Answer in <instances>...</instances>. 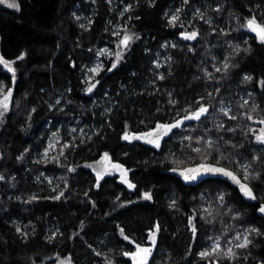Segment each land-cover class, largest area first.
Masks as SVG:
<instances>
[{"label": "trees", "instance_id": "obj_1", "mask_svg": "<svg viewBox=\"0 0 264 264\" xmlns=\"http://www.w3.org/2000/svg\"><path fill=\"white\" fill-rule=\"evenodd\" d=\"M16 3L19 10L0 3V52L16 69L13 80L0 64V87L12 92L0 127V264H53V257L133 264L122 253L136 244L152 248L149 264H215L217 256L200 253L212 233L230 228L249 231L251 241L219 264H264V219L257 214L264 203V144L256 140L264 125V44L246 27L252 17L264 24V0ZM119 23L134 42L115 68L107 63L88 96L85 78L96 49L119 41ZM191 32L196 41L180 38ZM157 57L166 58L160 68ZM224 102L234 118L222 111ZM200 107L206 115L174 128L160 148L123 141L125 134L183 121ZM52 131L63 138L56 158L33 160ZM105 153L134 170V189L117 175L98 181L87 164ZM238 160L251 166L247 180ZM201 163L235 171L258 203L245 202L221 180L187 187L170 174ZM44 175L57 178L59 189L51 190ZM145 193L152 199L141 200ZM204 199L222 204L203 214Z\"/></svg>", "mask_w": 264, "mask_h": 264}, {"label": "snow or ice", "instance_id": "obj_2", "mask_svg": "<svg viewBox=\"0 0 264 264\" xmlns=\"http://www.w3.org/2000/svg\"><path fill=\"white\" fill-rule=\"evenodd\" d=\"M5 2H6V0H0V3H5ZM8 7L19 10L20 5L18 3H16L15 0H13V2L8 3ZM172 19L175 20V19H177V17L173 16ZM246 27L250 31H252L256 34V37L259 39L261 44H264V24L258 23L256 18L252 17L251 19H249L247 21ZM196 35H197L196 33H192L190 35H186L185 38L186 39H195ZM130 39H131V37L125 35L124 38L120 41V44L123 45L125 48H127ZM173 46H175V45H173ZM116 57H117L116 63H118L120 61V59H122V53L117 52ZM20 58H22V57H20ZM14 63H15L14 61H8L3 56H0V64H2L9 72L12 73L13 80H15V72H16V69L12 66ZM116 63L113 64V66H112L113 68L116 67ZM225 67L227 68V65ZM92 71H96V69H92ZM218 71H219V69H218ZM246 79L250 80L251 77H246ZM95 86H96L95 84H92L87 90L89 92H91ZM0 96H2V99H0V116H2L3 113L8 110L9 103H10L11 96H12L11 89H9L7 92H4L3 87H0ZM207 112H208L207 108L200 107L196 112L192 113L191 115H186L184 117V119L185 120H188V119L200 120L201 116ZM248 118L252 119L251 116H249ZM182 123H183L182 120H177V121H175V123H171V124L158 123L153 131H150L148 133H144L140 136L133 135L131 137L128 134H125L123 138L125 140L144 139V140H146L147 143L154 145V147L160 148V146H161L160 142L163 139V137H165L169 133H171L174 128H179ZM260 123L264 124V120H261ZM185 139H188L189 141H191L192 137L188 136V137H185ZM256 140L259 143L264 144V128H262L260 130L259 135L256 136ZM211 143H212L211 141L208 142L209 147H211ZM194 151L199 152L200 149L196 148V149H194ZM104 158L106 160L108 159L107 153H105ZM111 167L116 169L117 171H119L121 173V179L125 183L128 184L129 188L135 187L134 184L130 183L127 180V171L128 170L125 169L123 167V165L113 164V165H111ZM242 167L245 171V180H247L249 178V176H251V173L248 171L250 165H242ZM70 171H74V169H70ZM172 171H174V172L179 171V174L183 177V179L185 181H194L198 178V176H200L204 173H219V174H222L224 176L229 177L233 181V183L239 185V189L243 193L244 196H246L250 199H253V200L256 199V196L253 194L252 188L249 187L248 184L242 183L233 172L228 171L224 168L213 167V166L202 164L196 168H186V169H182V170L173 168ZM258 176H259V174H257V178H258ZM102 178H103V174L97 173V179L99 180ZM0 179H3V177L0 176ZM97 187H99V184H97ZM60 195H63V193H61ZM144 197L146 199H149V200L152 198L151 194H149V193H145ZM55 199H59V197H55ZM218 199L221 202H223L224 201V195L219 194ZM258 210L260 213H264V205H260ZM156 228L158 231L159 225H157ZM193 232H195L194 228H193ZM123 233H124V230L121 229V235H123ZM124 238L126 240L128 239L127 236H125ZM151 239H152V244L155 245V243H156L155 236L153 235L151 237ZM133 243H135V242H133ZM248 243H249V241L247 240V238H245L244 244L239 245V247H246ZM135 247H136L135 251L124 252L122 254L124 256L131 257L133 264H148V259L152 255V248L151 247H142L139 244H136ZM216 248L218 249L219 245H217ZM215 251H216V249H213V252H215ZM200 255L202 257H208V256L212 255V253L201 252ZM227 255L231 257V256H234L235 254L232 252L231 249H228Z\"/></svg>", "mask_w": 264, "mask_h": 264}, {"label": "rangeland", "instance_id": "obj_3", "mask_svg": "<svg viewBox=\"0 0 264 264\" xmlns=\"http://www.w3.org/2000/svg\"><path fill=\"white\" fill-rule=\"evenodd\" d=\"M11 2H13V0H6V2L4 4H6L8 6V3H11ZM15 2H16V0H15ZM121 15H123V13ZM125 29H126V26L121 25V23L116 25L115 26L116 33L114 36L116 38L119 37L120 38L119 41L113 42V44H115L114 46L109 45V46H106L104 48L96 49L95 61L90 65V67L88 68L87 74H86V78H85L86 86L84 88V91H88L87 89L93 84V82L95 80H97L98 76L103 71H105L107 69V65H108L107 63H109V62L110 63H112V62L116 63V60H117L116 53L117 52H121L122 57H123V55L125 54V50L127 51L131 47V45L133 44V42H134L133 36L130 35V33H128V32H124ZM125 35L131 37L127 49H123L122 45L120 44V41L124 38ZM0 56H2L1 52H0ZM165 60H166V58L161 59V57H157V59L154 63V66L157 68H160L161 65H164L163 63L165 62ZM14 64L12 65L13 67H14ZM92 69H96V71H92ZM110 70L112 71V69H110ZM5 92H7V91H5ZM0 99H2V96H0ZM10 108H11V100L9 103L8 110L6 112H4L2 116H0V127L4 123L5 117L8 114ZM230 110H231L230 105L227 102H224L222 105V111L229 114V116L231 118H233L234 116L231 115ZM191 114L192 113H190L188 115H191ZM205 115H206V113L204 115H202V117H204ZM190 120H193V119H188V120L184 119L183 122L186 123ZM218 121H220V120H218ZM262 128H264V125L262 126ZM262 128H260V130ZM72 129L76 130L77 127L76 126L72 127ZM260 130L258 132H256L257 135H259ZM62 139L63 138L61 137V135L58 131H52L49 134L48 138L46 139V142L43 145V147L38 152L35 153L33 160L38 161V160H44L47 158H51L54 160L56 158L57 152L59 151L58 148L62 144ZM104 157L105 156H103L97 162L87 164V167L91 168L93 170V172L96 174V176H97V173L103 174V178L98 180L100 182L108 176L116 175V173L118 172L116 169L111 167V165H113V162H111L109 159L106 160ZM237 165H239V168L244 171L242 165H248V164L245 163L244 161L238 160ZM250 167H249L248 171L251 173ZM44 177L48 180L50 187L52 188L51 190H58L59 189V184L57 183V180H58L57 178L52 177V176H46V175H44ZM141 200H149V199H146L143 196V198ZM219 204H222V203H220L219 201L216 202L212 199L209 201L205 200L204 205L201 209V213H203V214L208 213L210 215L214 214L216 212V209H217ZM192 230H193V226H192ZM235 230H236V228H230L229 231H224V233L219 232V231L214 232L209 237L210 243H209V249L207 250V252L212 253V255H210L208 257L217 256L219 258V260H217L215 264H219L220 259H223L225 256L229 257L231 260L235 259L236 255H238V253H239V249L242 248V247H239V245L244 244L245 238H247V240L250 243L251 239H250L249 231H245V232L240 231L241 228H239L238 231H235ZM217 245H219L218 249L216 248ZM213 249H216V251L213 252ZM228 249H231L235 255L231 256V257L228 256L227 255ZM52 260H54L53 264H70L69 261L67 259H64V258L53 257Z\"/></svg>", "mask_w": 264, "mask_h": 264}, {"label": "water", "instance_id": "obj_4", "mask_svg": "<svg viewBox=\"0 0 264 264\" xmlns=\"http://www.w3.org/2000/svg\"><path fill=\"white\" fill-rule=\"evenodd\" d=\"M248 30H249V29H248ZM249 32H250L251 35H253L255 38H257V37H256V34H255L254 32H252V31H250V30H249ZM190 34H192V33H183V34L180 35V38H181L182 40H184V41H190V42H194V41H196L197 38H198V33H196L197 35H196L195 39H186L185 36H186V35H190ZM257 39H258V38H257ZM258 40H259V39H258ZM122 47H123V49H125V47H124L123 45H122ZM100 83H101V81H97L96 83H94L96 86L92 89L91 92L87 91V95H88V96H93L94 93H95V91H96V89H98ZM128 135L131 137V136H133V135H135V136H140V135H142V134H135V133H132V134H128ZM123 141H124L125 143H138V142H144V139H129V140H125V139L123 138ZM202 164H204V165H209V166H213V167H221V168H224V169H226V170H228V171H231V172H233V173L237 176V178H238L242 183H246V184H248V183L245 182V181H244V180H243V179H242V178H241V177H240L235 171H233L232 169L226 168V167H224V166H220V165H216V164H212V163H201V164L194 165V166H189V167H186V168H196V167H198L199 165H202ZM124 168H125V167H124ZM186 168H181V169H179V170L186 169ZM125 169H126V168H125ZM133 171H134V170H128V171H127V180H128L129 182H130V175L132 174ZM170 174H171L172 176L176 177L177 179H179V180H180L185 186H187V187H197V186H200L203 182H205V181H207V180H211V179H212V180H221V181L227 182V183L230 184L233 188L237 189L238 192H239V194L242 196V198L244 199L245 202L250 203V204H256V203H258V198H257V196H256V194H255L253 188H252L249 184H248V185H249V187L252 188L253 194L256 196V199H255V200L250 199V198L244 196L243 193H242V192L240 191V189H239V185L233 183V181H232L229 177L224 176V175L219 174V173H204V174L198 176V178H197L196 180H194V181H185V180L183 179V177L179 174V171L174 172V171L171 170V171H170ZM119 183L122 184V185H124V186L126 185L125 187L129 188V187H128V184L125 183L122 179L119 180ZM130 183H131V182H130ZM129 189H134V188H129ZM0 202H1V197H0ZM260 205H264V203H260ZM260 205H259V207H260ZM258 209H259V208H258ZM257 214H258L259 217H261V218L264 219V213H260L259 210H257ZM152 255H153V252H152ZM152 255H151V256L149 257V259H148V264L150 263V259H151Z\"/></svg>", "mask_w": 264, "mask_h": 264}, {"label": "flooded vegetation", "instance_id": "obj_5", "mask_svg": "<svg viewBox=\"0 0 264 264\" xmlns=\"http://www.w3.org/2000/svg\"><path fill=\"white\" fill-rule=\"evenodd\" d=\"M144 142L147 143L146 140H144ZM148 144H149V143H148ZM150 145H152V144H150ZM153 146H154V145H153ZM108 159H109V158H108ZM109 160H110V159H109ZM110 161H111V160H110ZM111 162H112V161H111ZM113 164H115V163L113 162ZM116 175L119 176V179H118V181H119V180L121 179V173L118 171V172L116 173ZM130 178H131V175H130ZM130 182H131V181H130ZM125 186H126V185H125ZM258 208H259V207H258Z\"/></svg>", "mask_w": 264, "mask_h": 264}]
</instances>
